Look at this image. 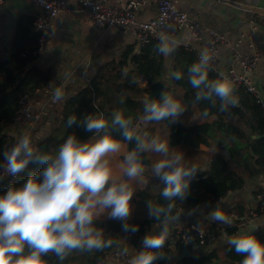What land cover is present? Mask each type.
Masks as SVG:
<instances>
[{
  "label": "clouds",
  "instance_id": "1",
  "mask_svg": "<svg viewBox=\"0 0 264 264\" xmlns=\"http://www.w3.org/2000/svg\"><path fill=\"white\" fill-rule=\"evenodd\" d=\"M177 45L174 38L162 34L156 50L169 57ZM210 60L208 50L204 49L198 62L187 69L189 83L196 90L195 101L207 100L215 105L219 100L220 111H228L239 103L235 85L227 78L210 80ZM172 77L181 80L183 73L173 72ZM62 98L61 89H55L53 100ZM186 109L180 100L163 92L159 100H150L144 105L143 120L145 123H174ZM76 124L77 117L69 116L67 126ZM78 126L97 136L95 141L81 142L73 134L54 152L41 154L30 137L24 135L4 151L6 167L3 165V168L9 175L20 174L29 163H39L43 168L29 176L22 186L10 187L0 196V264H48L44 259L48 254H54L63 262L73 251L89 252L109 247L112 241L105 240L103 231L95 225V220L106 211L110 219L124 222V231H138L126 221L132 212L133 184L144 182V153H155L160 157L151 165V172L165 185L160 195L168 203L147 202L149 217L157 221L163 218L164 227L158 234L143 239V250L131 259L130 264H154L163 258L164 254L159 250L169 239L167 225L180 215H172L175 201L186 199L190 182L199 167L186 165L183 153L171 148L169 141L158 136L149 137L147 133L142 137L131 117H125L120 111L113 112L111 119L89 114ZM112 131H118L124 141L136 142L135 147L124 155L120 164L122 177L119 178L109 157L120 153L124 145ZM211 215L215 221L231 223L218 207ZM227 243L234 247L237 255L243 256L240 264H264V242L255 236L236 235Z\"/></svg>",
  "mask_w": 264,
  "mask_h": 264
},
{
  "label": "trees",
  "instance_id": "2",
  "mask_svg": "<svg viewBox=\"0 0 264 264\" xmlns=\"http://www.w3.org/2000/svg\"><path fill=\"white\" fill-rule=\"evenodd\" d=\"M38 39L39 34L33 31L30 17H23L17 23L14 36L11 39L10 51L4 57H0V165L4 161V151L10 149L12 145L11 138L7 137L5 131L17 109L19 97L49 85L56 77V71L52 66L40 69L36 65L38 57L34 53L38 49ZM158 43L157 41L151 42L141 47L138 52H133L131 49L126 52L127 54L123 55L119 66H125L129 69L124 74V77H122V73L116 74L118 81L121 78L123 79L120 82L121 90L135 91V79L139 76L145 78L150 85L165 76L167 65L165 59L156 50ZM131 54V61L128 63L126 56ZM171 56L173 57L172 71L183 73L181 80L173 78V81L184 89V101L187 108H198L203 118L214 116L213 121L209 123L205 122L189 127L165 121L171 130L169 139L171 147L185 145L198 149L203 145L209 149L211 160L207 171L200 175H195L191 180L186 199L175 201L172 215L176 216L181 208L211 204L224 198L229 192H235L243 188L245 180L233 168L234 165H238V162L234 159L237 154L244 153L250 159H253L260 172L264 174V119L254 97L243 89L235 91L239 106L230 107L228 111H220L219 100L216 101L215 105L207 100L195 101L196 90L189 83L187 74L188 67L198 62L194 53L182 46H178ZM208 75L210 80L220 79L215 73L209 72ZM111 85L112 83L107 85V87L111 88ZM163 92L173 95L174 88L171 86L165 87ZM99 93L100 82L97 77H93L89 87H79L71 95H68L64 102L61 123L52 130L46 139L37 144L38 152L41 154L54 152L69 135L73 134L81 142H94L97 136L84 131L82 127L78 126L83 117L89 114L111 119L113 112L120 111L125 117H131L134 120L139 106L135 97L120 95L113 102L112 95L108 90L105 93L103 103L94 105L93 99L99 96ZM73 115L77 117V124L68 127L67 119ZM152 123L144 122L142 129L137 131L138 134L151 132L149 126ZM246 128L249 130L250 135L259 136V138L249 141V134L245 131ZM112 134L127 145V152L135 147V140L132 142L124 141L118 131H112ZM228 143L231 146L226 148L229 154V160L226 161L220 155V152L225 149ZM142 160L145 168H149L150 162L145 153L142 155ZM42 168L43 165L39 163H29L28 168L19 175L15 182L6 185L5 189L0 185V196L6 194L10 187L18 188L22 186L29 176L35 175ZM195 178H198V180H195ZM146 179V187L137 193L133 218L130 221H126L129 225L138 228L136 232L127 231L134 238L143 237L145 231L155 224H163V218L157 221L149 217L147 202L152 201L153 203L165 205L168 203L160 195L165 185L159 177L153 176L152 172L149 171ZM122 223L124 222L114 219L95 220L96 227L103 231L104 239L112 241L109 247L89 252L73 251L66 256L63 262L59 261V258L54 254H48L44 259L48 261V264H102L109 252L116 249L119 234L126 232L122 228ZM233 223L234 225H229L216 221L210 226L209 231L214 233L216 230H223L229 236H233L239 227L244 224L241 213ZM253 236L264 242L263 231L254 233ZM183 249V245L176 244V251H182ZM85 254L89 257H86ZM163 254V257H174L172 251H166ZM242 259L243 256L237 255L234 247L227 243L223 247L222 257L216 251L210 253L201 251L198 255L182 258L177 264H240ZM162 260L163 258L157 259L154 264H162Z\"/></svg>",
  "mask_w": 264,
  "mask_h": 264
},
{
  "label": "crops",
  "instance_id": "3",
  "mask_svg": "<svg viewBox=\"0 0 264 264\" xmlns=\"http://www.w3.org/2000/svg\"><path fill=\"white\" fill-rule=\"evenodd\" d=\"M111 2H117V0H110ZM120 3L128 2L129 0H119ZM239 5H246L251 7H258L264 9V0L253 2V0H227ZM178 8L182 12H185L190 18L201 23L203 26L216 30L223 34L230 43L236 42L241 33L249 32L251 29L248 25V19L252 12L245 11L235 6L223 3L216 0H178ZM33 9L31 3L27 0H5L0 7V57H4L11 49V39L14 36L17 23L23 17H30V13ZM154 7H147L140 11L138 17L142 21L149 20L154 14ZM31 19V17H30ZM32 23V19H31ZM257 31L254 32L253 40L256 47L260 48L264 44V16L256 15ZM33 29V27H32ZM178 42V46L186 48H192L196 51H202L208 45L207 41L197 42L194 41L186 31H181L177 35L171 36ZM139 45L136 41L124 37L119 30L114 28L108 29H96L92 27L85 17L80 15H59L54 20V27L52 29L51 36L45 42V47L41 57L37 58L36 65L40 69H46L53 67L56 71V75L59 71H66L69 67L76 68L84 80L82 83L69 84L63 92V102L68 95H71L75 89L79 87H89L91 79L97 77L100 82L99 96L93 99L94 105H101L105 100V93L110 92L112 100L115 102L120 95H127L130 97H136L135 91L128 89H120V81L116 79V74L122 73V77L129 68L125 66H119L124 54H127L129 50L138 52ZM243 54H251L247 43H244L239 49ZM131 55L126 56L127 62L130 63ZM162 56V55H161ZM166 61V74L159 80L165 87L171 86L174 88V96L180 100L183 104L184 101V89L181 85L176 84L172 77V60L173 57H164ZM219 61L221 71L226 72L228 69H235L240 72V68L231 62V54L228 46H222L219 50ZM252 81L257 87L258 91L264 95V57L261 58L258 67L255 69L252 76ZM108 82V83H107ZM112 83L111 88L107 85ZM65 105V103H64ZM186 105V104H185ZM63 116V114H62ZM214 116L203 118L198 108H187L186 111L178 118L174 123L182 126H194L205 122L213 121ZM62 120V117H61ZM61 120L59 124L61 123ZM58 124V125H59ZM57 125V126H58ZM56 126V127H57ZM151 132H142L143 137L145 133L149 137L158 136L162 140L169 141L171 130L165 121L153 122L150 124ZM53 129L44 128L39 134H45L44 137H40L38 141H43L52 132ZM249 134V130H245ZM39 135V136H40ZM255 135L249 134V141L254 139ZM93 142V141H91ZM123 148L120 153L114 154L109 157L110 165L113 167L117 177H122L120 164L123 161L124 155L127 153V145L123 143ZM231 144H226L223 151H226L227 147ZM171 147V146H170ZM179 150L183 153L185 163L188 166L196 165L199 167L195 175H200L207 171L210 165V152L209 149L201 145L198 149H193L189 146L178 145L171 147ZM149 162V168H146L144 174V182L141 184L135 182L133 184L134 194L130 201L132 206V212L127 221L133 218L135 211V203L137 201V193L142 191L146 187L147 173L151 172V165L160 157L155 153H145ZM234 159L238 162V165H234L233 168L245 180V185L242 189L229 192L224 198L214 201L211 204H201L198 206H188L179 209V217L177 220H172L168 223L169 237L175 236L183 227L187 224H195L199 230L207 231L210 226L216 221L212 218L211 213L217 209L222 210L227 216L234 214L237 217L242 214V224L236 235H247L249 232V225L255 227L254 233L259 231L264 232V215H257L254 219H250L249 213L256 211L259 205L258 196H264V174L260 172L255 161L250 159L244 153L235 155ZM204 169V171H202ZM110 211V209L108 210ZM97 220H110L108 212L101 214ZM161 225H153L150 229L145 231V235L140 238H134L129 242H121L117 245L116 251L121 253H133L138 247H142L143 239L150 234H158L162 228ZM232 237L223 238L221 235L217 239L214 245L206 247L203 252L210 253L216 251L220 257L223 254V247L227 244V240ZM134 240L136 242H134ZM177 252L175 251L173 258L163 257L162 264H177L180 261L177 258ZM102 264H127L122 259L113 258L108 254L107 258Z\"/></svg>",
  "mask_w": 264,
  "mask_h": 264
},
{
  "label": "built area",
  "instance_id": "4",
  "mask_svg": "<svg viewBox=\"0 0 264 264\" xmlns=\"http://www.w3.org/2000/svg\"><path fill=\"white\" fill-rule=\"evenodd\" d=\"M4 1L0 0V7ZM27 1L33 6L30 13L33 31L39 34L38 49L34 53L38 58L43 53L45 42L51 36L54 20L61 14L83 16L96 29H117L124 37L136 41L139 47L148 45L151 42H159L162 34L171 37L181 31H186L194 41H207L208 45L205 49L208 50L211 56L209 72L217 74L220 79H229L235 85V91L243 89L252 95L264 119V95L258 91L252 81L254 71L258 67L261 58L264 57V44L258 48L253 40L254 32L258 29L257 14L252 13L248 19L251 30L241 33L236 42L230 43L223 34L203 26L190 18L185 12L179 10L178 0H129L125 3H120L119 0L117 2H111L110 0ZM258 1L253 0V2ZM147 7H154V14L149 20L142 21L139 19L138 14ZM244 43H247L248 47L252 49L251 54L240 52L239 49ZM222 46L229 47L231 62L240 68V72L232 68L226 72L221 71L219 50ZM186 49L192 51L197 61L199 60L201 51L192 48ZM83 80V76L76 68L69 67L66 71H59L49 85L38 88L32 93L21 95L18 99L17 109L5 131L7 137L11 138V147L17 143L18 138L24 135H28L33 146L37 147V144L41 141L37 142L35 135L43 131L44 128H56L64 111L63 100H53L55 89L60 88L64 92L69 84L82 83ZM149 87L150 84L145 78L139 76L135 79V92L137 94L135 100L139 104L133 120L136 131L141 130L144 124L142 109L149 93ZM3 165L6 167L5 160L0 165V185L5 189L6 185L15 182L22 172L16 176L9 175L4 170ZM195 180H198V178H195ZM257 198L259 205L256 211L249 213L250 219H254L257 215H264V196L259 195ZM228 217L231 223L227 224L234 225L233 222L237 219V216L229 214ZM220 235L225 239L229 237L223 230H216L213 233L209 230H199L195 224H187L175 236L169 237L163 249L159 251L162 253L166 251L175 252L176 244H181L184 249L190 251L191 255H198L206 247L214 245ZM132 239L133 236L130 233L121 232L118 244L121 242L129 243ZM142 250L143 247H138L133 253H121L113 249L109 254L115 259L120 258L125 263L130 264L131 259Z\"/></svg>",
  "mask_w": 264,
  "mask_h": 264
},
{
  "label": "water",
  "instance_id": "5",
  "mask_svg": "<svg viewBox=\"0 0 264 264\" xmlns=\"http://www.w3.org/2000/svg\"><path fill=\"white\" fill-rule=\"evenodd\" d=\"M216 1H221L223 3L238 7L240 9L245 10V11H249V12H252L254 14H259V15L264 16V9L263 8L251 7V6H246V5H239L237 3H233V2H230L227 0H216ZM164 89H165V85L162 82L157 81V82L152 83L149 87V93H148V96L146 98L145 104L148 103L150 100H158ZM142 114H144V106L142 109ZM254 138H259V136H255ZM220 155L223 156L226 161L229 160L228 152L221 151ZM202 171H204V169ZM254 230H255V227L253 225H249L248 234L253 235ZM134 242H136V241L134 240ZM85 256L89 257L87 254H85ZM176 256L179 260H181L184 257H190L191 254H190L189 250L183 249L182 251H179Z\"/></svg>",
  "mask_w": 264,
  "mask_h": 264
},
{
  "label": "rangeland",
  "instance_id": "6",
  "mask_svg": "<svg viewBox=\"0 0 264 264\" xmlns=\"http://www.w3.org/2000/svg\"><path fill=\"white\" fill-rule=\"evenodd\" d=\"M40 134H37V135H35V140L38 142V140L40 139V137H44L45 136V134H41L40 136H39Z\"/></svg>",
  "mask_w": 264,
  "mask_h": 264
}]
</instances>
